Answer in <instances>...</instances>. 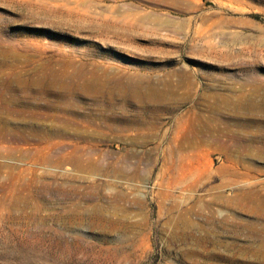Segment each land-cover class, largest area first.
<instances>
[{
	"label": "rangeland",
	"instance_id": "374dc122",
	"mask_svg": "<svg viewBox=\"0 0 264 264\" xmlns=\"http://www.w3.org/2000/svg\"><path fill=\"white\" fill-rule=\"evenodd\" d=\"M0 264H264V0H0Z\"/></svg>",
	"mask_w": 264,
	"mask_h": 264
},
{
	"label": "bare ground",
	"instance_id": "6f19581e",
	"mask_svg": "<svg viewBox=\"0 0 264 264\" xmlns=\"http://www.w3.org/2000/svg\"><path fill=\"white\" fill-rule=\"evenodd\" d=\"M100 78L104 79V82H98V81H90L89 83L92 84V85H89L90 87H92L94 90H95V93L96 95L100 96V97H104V95H112L114 93V89H110L109 85L106 84L105 82H110V81H107V80H112L114 77H108L106 75V73L101 76ZM116 83L119 82L120 84V87H119V91L121 89H123L124 91H127V95L128 97L130 98H136L137 96L140 95L141 93V87L136 85L134 82H133V78L130 77V75H120L116 78ZM87 82V81H86ZM115 83V84H116ZM148 86H149V81L147 82ZM109 90V91H108ZM147 93H149V89L145 90ZM150 98L149 100H158V96L157 94H149ZM114 98L109 96L106 98V101L108 104L107 107H108V110L110 111H114L118 108L117 104L115 102H113ZM161 100V99H160ZM105 101V102H106ZM125 101H130V99L126 98ZM100 107V106H99ZM101 108H102V105H101ZM121 110V112H126L124 109H122L123 107H119ZM123 110V111H122ZM149 110V107H145L143 111H148Z\"/></svg>",
	"mask_w": 264,
	"mask_h": 264
}]
</instances>
